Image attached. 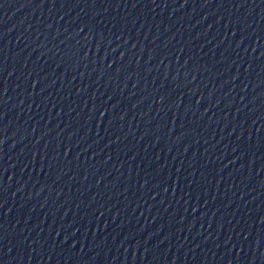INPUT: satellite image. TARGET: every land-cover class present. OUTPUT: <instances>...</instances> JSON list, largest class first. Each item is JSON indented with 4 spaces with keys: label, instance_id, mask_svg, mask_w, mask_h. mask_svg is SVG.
<instances>
[{
    "label": "water",
    "instance_id": "95a60500",
    "mask_svg": "<svg viewBox=\"0 0 264 264\" xmlns=\"http://www.w3.org/2000/svg\"><path fill=\"white\" fill-rule=\"evenodd\" d=\"M0 264H264V0H0Z\"/></svg>",
    "mask_w": 264,
    "mask_h": 264
}]
</instances>
